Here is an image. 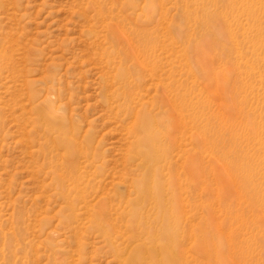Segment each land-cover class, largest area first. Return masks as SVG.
Listing matches in <instances>:
<instances>
[{
    "label": "rangeland",
    "instance_id": "rangeland-1",
    "mask_svg": "<svg viewBox=\"0 0 264 264\" xmlns=\"http://www.w3.org/2000/svg\"><path fill=\"white\" fill-rule=\"evenodd\" d=\"M0 264H264V0H0Z\"/></svg>",
    "mask_w": 264,
    "mask_h": 264
},
{
    "label": "bare ground",
    "instance_id": "bare-ground-1",
    "mask_svg": "<svg viewBox=\"0 0 264 264\" xmlns=\"http://www.w3.org/2000/svg\"><path fill=\"white\" fill-rule=\"evenodd\" d=\"M137 37H138V45H141L142 41L146 42V40L148 39L147 35L144 34L143 32L138 33ZM138 45H132L131 48H134V47H136ZM138 56H139V47L137 48V50H135V55H134L135 59H137ZM145 61H146V59H144L142 62H145ZM135 71L137 72L136 69H135ZM132 75H133V73L131 72L130 73V77ZM133 118H134V122H137L138 124H140L141 120H143V117H142V115H140L139 112H136V114L134 115ZM142 131L146 133L147 129H143ZM56 138H57V141L60 143V145H62L63 147L66 148V147L69 146L70 140L68 139L67 134L64 133V135H61V136L56 137ZM149 141H151L152 143L156 144L157 139L152 138V139H149ZM132 145L135 148L136 152L141 153L146 158H149V159L152 158V154L151 153L145 154L144 151L141 152L142 144L140 142V139L135 140Z\"/></svg>",
    "mask_w": 264,
    "mask_h": 264
}]
</instances>
